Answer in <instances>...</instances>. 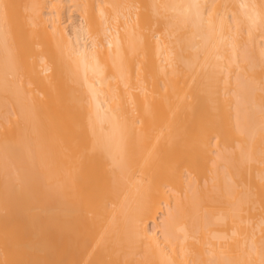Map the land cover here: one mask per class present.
<instances>
[{
  "label": "bare ground",
  "instance_id": "6f19581e",
  "mask_svg": "<svg viewBox=\"0 0 264 264\" xmlns=\"http://www.w3.org/2000/svg\"><path fill=\"white\" fill-rule=\"evenodd\" d=\"M0 264H264V0H0Z\"/></svg>",
  "mask_w": 264,
  "mask_h": 264
},
{
  "label": "rangeland",
  "instance_id": "374dc122",
  "mask_svg": "<svg viewBox=\"0 0 264 264\" xmlns=\"http://www.w3.org/2000/svg\"><path fill=\"white\" fill-rule=\"evenodd\" d=\"M69 23H75V21L73 20L72 17L69 19ZM75 24H76V23H75Z\"/></svg>",
  "mask_w": 264,
  "mask_h": 264
}]
</instances>
